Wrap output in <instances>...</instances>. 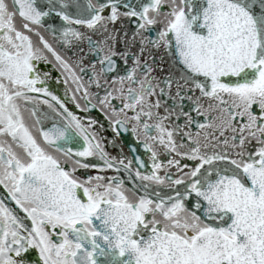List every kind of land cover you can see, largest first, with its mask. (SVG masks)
<instances>
[{"label": "snow or ice", "instance_id": "snow-or-ice-1", "mask_svg": "<svg viewBox=\"0 0 264 264\" xmlns=\"http://www.w3.org/2000/svg\"><path fill=\"white\" fill-rule=\"evenodd\" d=\"M0 264H264V0H0Z\"/></svg>", "mask_w": 264, "mask_h": 264}]
</instances>
